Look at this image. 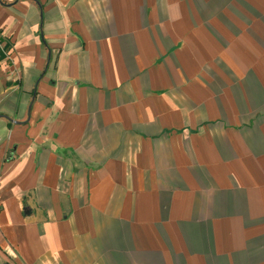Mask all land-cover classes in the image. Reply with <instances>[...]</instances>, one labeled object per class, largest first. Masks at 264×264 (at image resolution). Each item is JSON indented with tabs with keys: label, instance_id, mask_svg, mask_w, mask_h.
<instances>
[{
	"label": "crops",
	"instance_id": "obj_1",
	"mask_svg": "<svg viewBox=\"0 0 264 264\" xmlns=\"http://www.w3.org/2000/svg\"><path fill=\"white\" fill-rule=\"evenodd\" d=\"M0 264H264V0H0Z\"/></svg>",
	"mask_w": 264,
	"mask_h": 264
}]
</instances>
